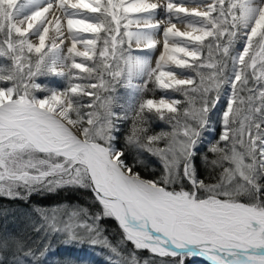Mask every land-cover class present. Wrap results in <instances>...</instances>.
I'll use <instances>...</instances> for the list:
<instances>
[{
  "label": "snow or ice",
  "instance_id": "obj_1",
  "mask_svg": "<svg viewBox=\"0 0 264 264\" xmlns=\"http://www.w3.org/2000/svg\"><path fill=\"white\" fill-rule=\"evenodd\" d=\"M148 49L160 53L154 67L133 54ZM0 58L8 62L0 65V196L79 187L101 206H72L59 218L57 208L34 209L45 238L87 239L121 255L98 226L111 217L134 246L123 264H141L140 250L173 258L168 264L195 254L213 264H264V0H0ZM37 76L66 84L42 87ZM121 78L132 90L123 115L101 94ZM157 89L166 95L147 97ZM222 89L215 159L203 157L219 172L208 182L195 163L197 145ZM153 119L172 131L150 134ZM145 153L161 164L152 179L136 170L147 166ZM26 247L0 235V264H39Z\"/></svg>",
  "mask_w": 264,
  "mask_h": 264
},
{
  "label": "trees",
  "instance_id": "obj_2",
  "mask_svg": "<svg viewBox=\"0 0 264 264\" xmlns=\"http://www.w3.org/2000/svg\"><path fill=\"white\" fill-rule=\"evenodd\" d=\"M105 78L108 79L107 75ZM92 82L98 81L93 79ZM65 84L66 81L63 78H59L56 82L58 88L65 86ZM149 87L151 88L152 85L149 84ZM37 94L42 95L40 92H37ZM101 94L104 96L102 89ZM160 96L161 90L159 89L155 92L147 93V97L157 98ZM87 99V97L84 98L85 103ZM114 104L110 100L111 108L116 109L118 114L123 115L124 110H119ZM130 129L131 120L120 123L118 147L124 146L125 137L129 134ZM171 130V125L164 120L153 119L151 121L150 134L161 131L170 132ZM217 140L210 139L206 144H201L198 148L199 153L195 161L200 176L208 182H212L210 178L218 174L219 168L214 169L210 164H205L203 157L207 156L209 161L215 159L214 154L209 149ZM160 146H163V142H161ZM135 155L136 153L129 151V160ZM140 159L145 161L147 165H141L136 169L143 177L152 179L160 174L161 164L157 157L145 153L140 156ZM72 206L87 208L90 213L98 212L101 207L90 189L79 187L60 188L53 192H34L24 198L0 196V235L11 234L23 239L27 245L23 250L24 252H28L30 249L37 256H40L42 252H47L45 253L48 255L46 260L42 259V257L39 259L33 258L39 264H123V260L127 258V254L133 250V247L130 242L123 240V233L114 218L105 217L98 222V226L102 237L106 236L113 245H118L121 255L113 254L107 246L101 243L91 244L87 239L73 240L68 239L67 236L62 234H53L45 238V231L47 230L46 222L34 209L43 208L51 210L57 208L56 215L63 216L65 209L71 210ZM49 215H51V211H49ZM64 218L66 219V216ZM4 256L10 260L12 253H5ZM137 256L141 264L145 260L154 262V264H166V262L173 259L171 257L154 256L147 250L138 251ZM194 262V264H205L195 260Z\"/></svg>",
  "mask_w": 264,
  "mask_h": 264
},
{
  "label": "rangeland",
  "instance_id": "obj_3",
  "mask_svg": "<svg viewBox=\"0 0 264 264\" xmlns=\"http://www.w3.org/2000/svg\"><path fill=\"white\" fill-rule=\"evenodd\" d=\"M132 26V25H131ZM131 26H130V29H131ZM129 29V30H130ZM133 47V45H132ZM236 47L239 48L240 47V43L238 42L236 44ZM135 50V48H133ZM66 51V50H65ZM133 54H140V55H144V56H147L150 61H151V54L147 51H143V52H137V51H134ZM159 56V55H158ZM157 56V57H158ZM156 57V58H157ZM206 58V57H205ZM81 58H77V61L79 62ZM155 62H156V59L155 61L152 63L153 67L155 66ZM8 62L5 61L3 58H0V65H5L7 64ZM89 66L91 67L92 64L91 62H89ZM167 70V69H165ZM180 72V70H177V72ZM194 75V74H193ZM186 78V77H185ZM106 79V78H105ZM59 80V77H53V76H37L35 78V83H38V84H41V86H49V87H57L56 85V82ZM107 80V79H106ZM45 82V84H43ZM134 84H139V83H142L143 81L138 79L136 82L133 80L132 81ZM125 83L126 81L124 79H117V80H114L111 82V88H110V91L108 92H104L103 89H102V92L104 94L105 97H110V100L113 101L115 104V107H117L119 110L123 111L125 110V108L127 107L129 101H130V95H131V89L130 88H127L125 87ZM222 92V102L220 104L217 105V110L216 111H210L208 113V116H209V121H208V124L209 126L204 129L201 133V136H202V139H201V142L197 145V147L199 148L201 144H206V142H208L210 139H219V136L221 134V131H222V123H221V120H220V110L223 109L224 107V104H223V100L226 99L227 97L223 95V89L221 90ZM36 95L39 96V94L36 93ZM162 95H166L164 92L161 91V96ZM215 93H211L210 96H214ZM160 96V97H161ZM160 97H154L156 99H159ZM167 97V96H166ZM174 98L176 99H180L181 101L184 100V97L182 94L180 93H176L174 95ZM197 106H199L197 104ZM113 112H116L117 113V110L116 109H112ZM172 131V130H171ZM204 146V145H203ZM163 147V146H161ZM146 178V177H144ZM149 179V178H147ZM91 190V189H90ZM22 191V190H21ZM92 192V191H91ZM93 193V192H92ZM94 195V193H93ZM95 198V196H94ZM96 200V199H95ZM62 216V215H61ZM61 216H57V217H61ZM67 218V217H66ZM115 219V218H114ZM116 222L118 223V221L116 220ZM118 226H119V223H118ZM59 227H63V225H59ZM121 232H122V229L121 227L119 226ZM68 237V236H67ZM106 237V236H105ZM68 239H70L68 237ZM89 241V240H88ZM90 242V241H89ZM91 243V242H90ZM92 244V243H91ZM130 244L132 245V243L130 242ZM132 247H134L132 245ZM47 252H42L41 255L37 256L35 254V258L39 259L42 257V259L46 260L48 255L45 254ZM34 258V257H33ZM32 258V259H33ZM183 259V264H194V260L195 258L193 257V255L191 256H186V257H182ZM170 261V260H169ZM166 264H168V262H166Z\"/></svg>",
  "mask_w": 264,
  "mask_h": 264
},
{
  "label": "bare ground",
  "instance_id": "obj_4",
  "mask_svg": "<svg viewBox=\"0 0 264 264\" xmlns=\"http://www.w3.org/2000/svg\"><path fill=\"white\" fill-rule=\"evenodd\" d=\"M18 2H19V0H18ZM185 6L191 8V7H196L198 5L195 4V3L186 2ZM156 19L163 20L164 19L163 14H161L160 16H157ZM177 27L180 28L181 30L184 29V25L183 24H180V23L177 24ZM130 30H135V25H132ZM157 39L162 40L163 39L162 34L161 35H158L157 36ZM66 43H68V42L66 41ZM78 48H80L81 50H83L81 45H78ZM133 48L136 49V45L134 43H133ZM145 51H147V52H149L151 54V63H153L155 61L156 57L160 54L159 51H157L155 49H148V50H145ZM177 76H178V78H185L184 76H182L180 74L179 71L177 72ZM133 80L136 82L138 79L134 78ZM198 256L200 257V255H198ZM195 261H198V260L195 259ZM198 262H200V261H198Z\"/></svg>",
  "mask_w": 264,
  "mask_h": 264
},
{
  "label": "water",
  "instance_id": "obj_5",
  "mask_svg": "<svg viewBox=\"0 0 264 264\" xmlns=\"http://www.w3.org/2000/svg\"><path fill=\"white\" fill-rule=\"evenodd\" d=\"M200 255V254H198ZM197 254L193 255V257L200 261V262H203L205 264H213L212 260L209 259V256L207 254L205 255H200V257L198 256Z\"/></svg>",
  "mask_w": 264,
  "mask_h": 264
}]
</instances>
